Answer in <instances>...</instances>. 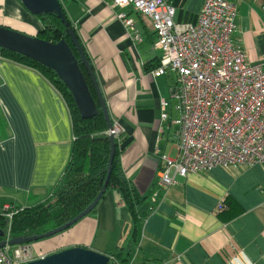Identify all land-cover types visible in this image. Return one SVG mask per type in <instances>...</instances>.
Here are the masks:
<instances>
[{
    "label": "crops",
    "instance_id": "crops-1",
    "mask_svg": "<svg viewBox=\"0 0 264 264\" xmlns=\"http://www.w3.org/2000/svg\"><path fill=\"white\" fill-rule=\"evenodd\" d=\"M58 1L90 61L109 119L121 129L116 141L122 172L140 195L149 197L139 208L146 216L137 243L120 192L108 188L92 212L29 243L35 258L75 246L104 254L123 246L128 264H264L263 165L175 175L153 205L160 155L175 157L177 149L173 128L159 124V100L168 99L175 74L144 68L160 54L150 19L113 7L110 0ZM167 1L175 22H191L203 0ZM235 1L233 42L264 71V0ZM122 11L133 19L139 41L117 17ZM0 24L29 35L42 27L19 0H0ZM72 140L60 92L35 68L0 56V211L48 198L69 160ZM221 202L224 207L217 210Z\"/></svg>",
    "mask_w": 264,
    "mask_h": 264
},
{
    "label": "built area",
    "instance_id": "built-area-1",
    "mask_svg": "<svg viewBox=\"0 0 264 264\" xmlns=\"http://www.w3.org/2000/svg\"><path fill=\"white\" fill-rule=\"evenodd\" d=\"M111 6L131 8L151 21L154 45L160 50L158 69L175 74L168 99L159 100V124L173 128L176 156L161 153L156 189L165 191L174 176L205 172L214 166H264V71L233 42L238 4L235 0H203L191 22H175L167 0H110ZM264 9V6H263ZM134 41L140 34L133 19L117 14ZM171 109L175 112L172 115ZM104 133L115 139L117 122ZM222 202L217 210L223 208ZM2 212L11 217L5 205ZM0 247V264H25L35 258L29 243Z\"/></svg>",
    "mask_w": 264,
    "mask_h": 264
},
{
    "label": "trees",
    "instance_id": "trees-1",
    "mask_svg": "<svg viewBox=\"0 0 264 264\" xmlns=\"http://www.w3.org/2000/svg\"><path fill=\"white\" fill-rule=\"evenodd\" d=\"M62 12L68 21V26L75 32L63 9ZM34 16L42 26L36 32L37 37L51 42L64 39L72 49L95 101L96 114L91 118H81L70 91L53 69L25 55L0 47L1 57L35 68L60 92L69 109L73 131L69 160L48 198L31 206H10L13 211L10 218L0 211V241L5 240L7 233L10 238L42 234L62 225L84 209L102 186L107 173L112 143L109 136L104 133L108 128L106 113L96 95L87 69L70 40L67 26L53 12H43ZM75 35L77 36L76 32ZM87 60L89 61L88 57ZM158 64V61L147 62L144 64V68L151 70ZM108 188L120 192L132 219L129 233L134 242L137 243L140 236L141 221L146 216L145 212H139V208L149 195H140L125 178L121 169L115 138L113 139V158L106 186V189ZM161 195L162 190H159L153 205L159 202ZM225 202L230 201L226 199ZM107 255L118 264H128L129 252L125 251L123 246L109 250Z\"/></svg>",
    "mask_w": 264,
    "mask_h": 264
},
{
    "label": "water",
    "instance_id": "water-1",
    "mask_svg": "<svg viewBox=\"0 0 264 264\" xmlns=\"http://www.w3.org/2000/svg\"><path fill=\"white\" fill-rule=\"evenodd\" d=\"M22 6L33 15L43 12H53L67 26V32L72 44L75 46L81 61L83 62L94 86L97 97L102 104V108L106 113L108 120V128L111 126V121L107 113L104 99L98 87L92 67L87 60L81 44L75 35V32L68 26V21L65 19L61 5L58 0H19ZM0 47L5 48L22 55H25L37 62L53 69L58 78L70 91L77 110L81 118H91L96 114L95 101L89 91L88 85L79 68L77 58L72 49L64 39L56 42L41 39L36 35H29L23 31L11 28L0 24ZM111 143L110 156L107 166V173L102 183V186L93 200L74 217L63 223L62 225L37 235L18 236L8 240L10 244L30 243L32 241L45 238L52 234L58 233L74 222L79 220L84 215L88 214L100 200L104 194L109 179L111 169V161L113 158V139L112 135H108ZM5 240L0 241V247L5 244ZM110 257L107 254L97 252L95 250L75 246L68 247L58 251H54L43 256L27 261L25 264H107Z\"/></svg>",
    "mask_w": 264,
    "mask_h": 264
},
{
    "label": "rangeland",
    "instance_id": "rangeland-1",
    "mask_svg": "<svg viewBox=\"0 0 264 264\" xmlns=\"http://www.w3.org/2000/svg\"><path fill=\"white\" fill-rule=\"evenodd\" d=\"M173 76H175V75H173ZM172 158H173V157H172ZM38 240H40V239H38ZM35 241H37V240H35ZM35 241H32V242H35ZM32 242H30V244H31ZM107 264H115V262L112 261V260H110Z\"/></svg>",
    "mask_w": 264,
    "mask_h": 264
}]
</instances>
